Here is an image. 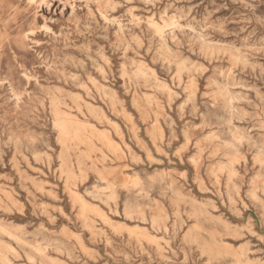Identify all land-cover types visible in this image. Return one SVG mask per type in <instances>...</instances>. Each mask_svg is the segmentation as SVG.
Wrapping results in <instances>:
<instances>
[{
	"label": "rangeland",
	"instance_id": "obj_1",
	"mask_svg": "<svg viewBox=\"0 0 264 264\" xmlns=\"http://www.w3.org/2000/svg\"><path fill=\"white\" fill-rule=\"evenodd\" d=\"M0 264H264V0H0Z\"/></svg>",
	"mask_w": 264,
	"mask_h": 264
},
{
	"label": "bare ground",
	"instance_id": "obj_2",
	"mask_svg": "<svg viewBox=\"0 0 264 264\" xmlns=\"http://www.w3.org/2000/svg\"><path fill=\"white\" fill-rule=\"evenodd\" d=\"M241 49V48H240ZM252 56V55H251ZM224 88V87H223ZM247 90V89H246ZM236 100H237V98H236ZM252 101V100H251ZM85 131V130H84ZM82 141V140H81ZM128 183V182H127ZM145 216V215H144ZM168 217V216H167Z\"/></svg>",
	"mask_w": 264,
	"mask_h": 264
}]
</instances>
